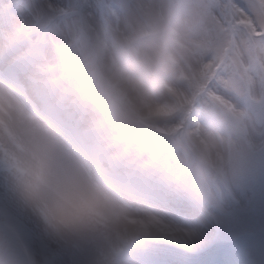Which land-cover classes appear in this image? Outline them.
<instances>
[{
  "label": "snow or ice",
  "instance_id": "1",
  "mask_svg": "<svg viewBox=\"0 0 264 264\" xmlns=\"http://www.w3.org/2000/svg\"><path fill=\"white\" fill-rule=\"evenodd\" d=\"M181 13L202 39L180 86L130 96L104 57ZM213 119L230 165L264 149V0H0V189L27 217L0 203V264H150L145 239L187 243L158 181L185 145L223 175Z\"/></svg>",
  "mask_w": 264,
  "mask_h": 264
},
{
  "label": "rangeland",
  "instance_id": "2",
  "mask_svg": "<svg viewBox=\"0 0 264 264\" xmlns=\"http://www.w3.org/2000/svg\"><path fill=\"white\" fill-rule=\"evenodd\" d=\"M108 3L131 4L135 3V0H108ZM180 16L181 14L169 17L167 24L174 27ZM193 27L197 46L202 39V34L196 19ZM127 35L129 33L125 31V36ZM122 39L118 37L119 42H122ZM136 49L137 41L135 39L131 46L114 52L112 56L106 55L103 59L104 64H111L113 60L115 61V69L113 73H108V75L112 77L115 75L132 77L135 72L133 57ZM193 59L189 64L192 63ZM180 84L181 81L164 83L161 87L152 89L149 96H156L162 101L166 97L167 87L175 88L179 87ZM216 121V126L212 125L213 130H210V125L207 126L206 122L202 121L204 125H202L201 129V138L206 139L217 131L218 120ZM187 146L192 149L190 145ZM194 152L198 160L204 162L208 167L206 168V172L211 174V167L208 162L199 153ZM194 173L193 166L183 148L182 159L179 164L163 174L169 175L175 180L176 178L179 179V183H176L175 186L179 188L177 191L183 190L195 200H208L206 205L201 204L200 207H191L186 201L174 194V192H177L175 188V191H172L161 188L162 186L158 185L159 192L157 191V193L160 198L159 201L161 203L163 201L165 208L168 210L173 207L177 208L175 210L177 216L175 215L172 219H177V221L181 222L185 217L186 223L183 222L182 226L185 227L184 229L187 233L193 235L191 240L200 248L201 246L202 248H208L209 242L212 240H229V237H232V239L233 237H240L237 244H239L238 248L240 247L243 255H239V259L243 257L245 264H264V149L256 148L252 153L246 155L235 164L232 171L223 180L215 183L220 182L230 189L235 196L234 201L226 199L220 192L217 195L219 200L217 198L213 199L210 192L213 193L214 189L212 186L209 187L207 185L209 177L199 178ZM161 178L162 180L164 179L163 177ZM0 203H5L2 196H0ZM7 207L9 211L22 220L18 211H14L8 204ZM180 214H185L186 216L180 217ZM144 242L147 244L149 250L155 251L153 252L155 255H161L158 249L165 252L166 255L161 256L165 257L164 262L168 264H173L174 261L181 263L186 260L184 259L186 256L193 253L190 252L192 249L189 248L185 250L175 249L176 251H174L170 247L164 246V244H155L149 239H145ZM169 251H174L175 255L169 253Z\"/></svg>",
  "mask_w": 264,
  "mask_h": 264
},
{
  "label": "clouds",
  "instance_id": "3",
  "mask_svg": "<svg viewBox=\"0 0 264 264\" xmlns=\"http://www.w3.org/2000/svg\"><path fill=\"white\" fill-rule=\"evenodd\" d=\"M195 16L191 13H181L177 24L169 26L145 18L139 23L136 35L137 49L133 57L135 72L131 79L115 75L112 78L119 87L126 90L130 96H135L136 90L150 95L151 90L161 87L164 83L180 81L182 74L196 53L194 32ZM137 27V25H133ZM209 154L215 159L216 153L224 156L223 175L216 168H210V181L223 180L233 169L227 160V154L213 137L206 138Z\"/></svg>",
  "mask_w": 264,
  "mask_h": 264
},
{
  "label": "bare ground",
  "instance_id": "4",
  "mask_svg": "<svg viewBox=\"0 0 264 264\" xmlns=\"http://www.w3.org/2000/svg\"><path fill=\"white\" fill-rule=\"evenodd\" d=\"M0 196H2L4 201H5V203H7V200H8L7 194L2 189H0ZM7 204L14 211H16V212L18 211L20 213L19 215L22 217V220L23 219H27V217H26V215L24 213V210L16 202L13 201V202H10V203H7ZM164 205L165 204H162L157 199L156 212L160 216V218L163 219L166 223H168L171 226H173L174 228L180 229L182 232H186L185 229H184L185 227L182 226V222L186 221L185 217L182 219V222L177 221V219L173 220L172 218L176 215L175 210H171V209L168 210V209L165 208ZM163 209L166 210V211H164ZM170 213H172V214H170ZM181 216L183 217V216H186V215L185 214H180V217ZM147 239H149L150 241L154 242L155 244H164V246L166 245V246L170 247L174 251H176L175 249H184V250L187 249V248L192 249V251H190V252H195V253L197 252L196 254L200 255V260L198 261V264H212V256H213L214 253H218L221 256L225 257V255L222 252H220L219 250H217V249H206V248H202V246L200 248L199 246L194 244L191 239L188 240L187 243H178V242L174 241L171 238H163V237H153V238H147ZM144 244H146V243L144 242ZM196 248H198V249H196ZM174 251H169V253L175 255L173 253ZM225 258L227 260V264H233L230 260L227 259V257H225ZM162 264H168V263L164 262ZM213 264H219V263L216 260L213 259Z\"/></svg>",
  "mask_w": 264,
  "mask_h": 264
}]
</instances>
